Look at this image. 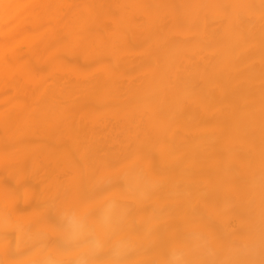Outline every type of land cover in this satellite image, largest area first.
Segmentation results:
<instances>
[{"label": "bare ground", "instance_id": "bare-ground-1", "mask_svg": "<svg viewBox=\"0 0 264 264\" xmlns=\"http://www.w3.org/2000/svg\"><path fill=\"white\" fill-rule=\"evenodd\" d=\"M262 212L261 0H0V264H259Z\"/></svg>", "mask_w": 264, "mask_h": 264}, {"label": "snow or ice", "instance_id": "snow-or-ice-1", "mask_svg": "<svg viewBox=\"0 0 264 264\" xmlns=\"http://www.w3.org/2000/svg\"><path fill=\"white\" fill-rule=\"evenodd\" d=\"M261 8L264 10V0H261ZM60 193L55 194V198L59 199L60 198ZM75 220V217L73 218ZM61 222H56L51 225L54 229H61ZM113 229H118L122 225L120 224L119 221L112 222L109 225ZM91 235V232L85 233L83 231H80L78 233H73L70 235H65L63 240L60 242V247L68 249L72 247H79L87 243L88 237ZM261 254L262 257H264V212H262V222H261ZM35 264H41L40 261H36ZM56 264H72V262H65V261H60L56 262ZM76 264H93L92 261L88 260H82L76 262ZM112 264H122L121 261H113ZM161 264H164V262H161ZM191 264H208L206 261H192ZM230 264H255V261H237V262H230ZM259 264H264V258L261 259Z\"/></svg>", "mask_w": 264, "mask_h": 264}]
</instances>
